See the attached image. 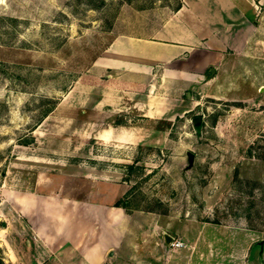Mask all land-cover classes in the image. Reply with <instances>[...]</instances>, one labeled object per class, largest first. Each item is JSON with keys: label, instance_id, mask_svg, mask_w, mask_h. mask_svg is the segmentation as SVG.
Here are the masks:
<instances>
[{"label": "rangeland", "instance_id": "1", "mask_svg": "<svg viewBox=\"0 0 264 264\" xmlns=\"http://www.w3.org/2000/svg\"><path fill=\"white\" fill-rule=\"evenodd\" d=\"M237 2L247 46L158 71L144 119L94 106L93 63L115 35L175 21L181 0H0V211L51 189L58 209L83 202L82 231L113 236L107 264H239L246 245L264 264V0ZM120 124L136 141L97 137Z\"/></svg>", "mask_w": 264, "mask_h": 264}, {"label": "crops", "instance_id": "2", "mask_svg": "<svg viewBox=\"0 0 264 264\" xmlns=\"http://www.w3.org/2000/svg\"><path fill=\"white\" fill-rule=\"evenodd\" d=\"M174 15L175 21L160 28L111 39L93 63L99 75L95 83L97 109L136 112L151 119L157 112L151 93L158 71L163 76L173 65L188 63L203 72L208 65L219 64L226 50L245 48L255 25L237 0H181ZM184 68L176 70L183 73ZM93 87L86 85L88 92ZM134 128L120 124L116 130L102 129L97 137L104 143H130L136 141ZM35 191L20 196L16 204L7 202L8 210L0 211V264L109 263L112 242L108 244L113 236L106 239L97 227L92 232L82 231L80 224L86 223L83 202L58 204V209L51 201V189L40 199ZM90 207L96 222L104 219L102 203ZM254 251L246 245L234 249L232 255L239 264H255L249 260Z\"/></svg>", "mask_w": 264, "mask_h": 264}, {"label": "water", "instance_id": "3", "mask_svg": "<svg viewBox=\"0 0 264 264\" xmlns=\"http://www.w3.org/2000/svg\"><path fill=\"white\" fill-rule=\"evenodd\" d=\"M210 72L213 73L214 70L213 69H210ZM192 121L194 122V124L197 125L201 121V117H195V118H193ZM187 156H188V160H189L188 167H190L192 165L193 161H194V154L192 152H188L187 153ZM164 240H165V242L167 244H169L171 242V240H172V237L170 235H168V234H165L164 235Z\"/></svg>", "mask_w": 264, "mask_h": 264}, {"label": "built area", "instance_id": "4", "mask_svg": "<svg viewBox=\"0 0 264 264\" xmlns=\"http://www.w3.org/2000/svg\"><path fill=\"white\" fill-rule=\"evenodd\" d=\"M172 244L176 247H179L181 245V242L179 241H176V242H172Z\"/></svg>", "mask_w": 264, "mask_h": 264}, {"label": "trees", "instance_id": "5", "mask_svg": "<svg viewBox=\"0 0 264 264\" xmlns=\"http://www.w3.org/2000/svg\"><path fill=\"white\" fill-rule=\"evenodd\" d=\"M54 107H55V105H54ZM54 107H53V108H54ZM53 108H52V109H53ZM52 109H50V110L48 111V113L51 112Z\"/></svg>", "mask_w": 264, "mask_h": 264}]
</instances>
